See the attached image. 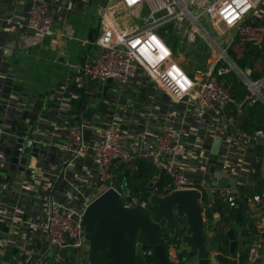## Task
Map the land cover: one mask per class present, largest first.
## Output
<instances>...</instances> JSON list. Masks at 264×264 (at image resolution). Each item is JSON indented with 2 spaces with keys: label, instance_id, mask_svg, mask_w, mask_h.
<instances>
[{
  "label": "built area",
  "instance_id": "1",
  "mask_svg": "<svg viewBox=\"0 0 264 264\" xmlns=\"http://www.w3.org/2000/svg\"><path fill=\"white\" fill-rule=\"evenodd\" d=\"M74 4L0 0V56L52 38L56 14ZM263 10L264 0H101L88 42L95 51L75 67L72 83L21 92L0 66V264H89L81 223L98 197L111 190L123 208L148 216L147 200L132 195L120 177L139 158L155 170L151 195L199 193L207 239L225 224L218 202L264 210V157L257 153L264 130L247 134L236 122L246 108H264L259 64H236L245 45L264 46V23L253 25ZM162 31L186 48L173 52ZM196 34L211 59L190 77L182 63L187 48L199 47ZM233 80L243 98L233 97ZM177 256L172 264H181ZM233 261L240 264L238 253ZM245 264H264V237L250 245Z\"/></svg>",
  "mask_w": 264,
  "mask_h": 264
},
{
  "label": "water",
  "instance_id": "2",
  "mask_svg": "<svg viewBox=\"0 0 264 264\" xmlns=\"http://www.w3.org/2000/svg\"><path fill=\"white\" fill-rule=\"evenodd\" d=\"M91 31L88 39H91ZM255 51H260L259 47L250 45ZM261 59H264V53H261ZM107 81V86H110ZM101 85L97 91L100 92ZM104 94V93H103ZM34 116L31 118L30 125L33 123ZM259 130V128H256ZM24 135V128L20 130V137ZM18 140V146L21 143ZM219 146V140L213 141L211 153L216 154ZM259 146L264 149V142H259ZM14 153L12 162L17 163ZM19 170L22 171L26 164V159L20 161ZM131 166L128 165L125 170V177L129 174ZM27 174H29L27 172ZM251 181L254 177L249 178ZM264 186V179L260 181ZM124 184L126 182L124 181ZM215 186L220 188L227 186L225 182H215ZM229 185L234 186L233 182ZM127 192V190H125ZM199 193L196 191L173 192L168 195L158 196L150 195L147 198L149 207L156 209L151 216H147L140 209L132 211L121 206L118 196L113 191H108L92 202L84 211L82 217V227L85 231V240L89 244L87 261L95 257L97 249L103 250L102 260H107L105 264H136V247H140L142 254L147 252L149 247L159 264H168L166 253L159 242L157 232L159 229H165L170 238L177 235V228L180 225L179 220H184L183 234L178 238L181 246L188 248L189 257H193L195 264H210V250L206 242V229L202 220L201 210L198 207ZM215 212V209H212ZM1 226V224H0ZM6 232L7 229L5 228ZM137 234L139 238L137 239ZM222 240L228 242V254L230 259L236 257L238 246L237 236L233 229H227L225 224L219 225L215 230V241L213 251L220 250ZM100 244V245H99ZM15 250L12 251V254ZM218 260L222 263V256L217 254Z\"/></svg>",
  "mask_w": 264,
  "mask_h": 264
},
{
  "label": "crops",
  "instance_id": "3",
  "mask_svg": "<svg viewBox=\"0 0 264 264\" xmlns=\"http://www.w3.org/2000/svg\"><path fill=\"white\" fill-rule=\"evenodd\" d=\"M91 1L96 4H98V1L101 3V0H75L76 4H74V7L69 12H58L56 15L59 24L55 28V34L52 38L43 41H32L29 43L26 50L12 53V55L8 53L5 57L0 56V66L8 68L7 72L9 75H12L13 82H16V85H14L16 90L21 92L28 91L27 93L34 92L36 94H42L44 90H48L59 84L63 85L67 82L68 84L72 83L71 79L74 75L75 67L85 57L95 51L93 47H90L88 42L92 39L96 21L95 25H92L91 22L87 27L86 25H81L78 21L74 22L78 30L77 32L71 27V21L73 19L84 20V14L80 13V10L90 4ZM91 31L93 32L91 34V39L89 40L88 35ZM77 33L79 34V37L75 36ZM16 57H20V59L17 60L15 64L14 58ZM22 57H24V62L21 61ZM35 61H38L39 68L34 66ZM23 87L25 88L22 89ZM262 154L264 157L263 148ZM249 212L252 218L255 216L264 218V210L253 213L252 210L249 209ZM256 233H258V239H262L264 237V225L256 226ZM209 239L214 243L215 236H212ZM211 247L212 246L209 244L210 263L213 264L214 259L212 260V255L214 257L216 252L213 251ZM185 249V246H182L179 250L172 249L169 246L168 250L171 252V260H174L176 255L184 253L185 255L183 254L182 259H180L181 264H195L194 258L188 256V249L187 251ZM139 252L141 251L139 250Z\"/></svg>",
  "mask_w": 264,
  "mask_h": 264
},
{
  "label": "trees",
  "instance_id": "4",
  "mask_svg": "<svg viewBox=\"0 0 264 264\" xmlns=\"http://www.w3.org/2000/svg\"><path fill=\"white\" fill-rule=\"evenodd\" d=\"M261 24L257 19L254 20L253 25ZM161 36L169 46L173 52L176 53V46L175 41L178 42L177 38L165 36V33L162 31ZM198 48L200 50L195 51V60L198 64L204 66L206 64V58L203 54L206 52V49L202 48V45L199 44ZM264 53V46L261 48L260 52L253 50L250 45H245L243 47V57L236 60V64L242 68L250 67L253 68L255 65H264V59H261V53ZM201 62V63H199ZM184 68V67H183ZM195 69L203 68V67H194ZM188 75L191 77L194 69H187L184 68ZM63 85L59 84L58 88H61ZM231 93L234 98H243L245 95V91L242 88V85L237 81L233 80L231 86ZM82 102V100H81ZM80 104L75 106L76 111H79ZM75 111V110H74ZM86 114H89V111H86ZM239 125L247 134H252L256 128L260 130H264V108L261 105L254 106L252 108H246L242 116L236 117ZM257 153L260 155L262 153V147L257 145ZM121 168L118 167L116 171H119ZM155 173L154 168L148 163L145 159H137L134 163V171H131L127 177H125V171L121 173V179L127 183V188L129 189L130 193L134 195L140 201H146L147 198L151 195V186L150 182ZM119 177V178H120ZM218 210L222 215V219L220 223H225L229 225L231 229L234 230L235 235L237 236V240L239 242L236 253L239 255L240 264H245L248 258V249L250 245L258 240V233H256V225L253 222V218L250 215L249 210L245 207V204L239 203L238 208L230 209L226 208L222 204L218 202L217 204ZM150 208V207H149ZM151 210V208H150ZM157 236L159 239L160 244L162 245L166 256L168 264H172L168 257V248L169 246H173L176 249H180L182 246L180 245V241L177 237L170 238L168 236V232L165 229H159L157 232ZM227 245L228 242L223 240L220 244L219 252L223 253L224 255L227 253ZM184 253H180L177 257L178 259H182ZM185 255V254H184ZM92 264H102L104 263L100 254H98L94 259L91 261ZM136 264H159L155 254L151 247L147 249L145 254L139 252L135 258ZM69 264V263H67ZM223 264H236L234 261L225 260Z\"/></svg>",
  "mask_w": 264,
  "mask_h": 264
},
{
  "label": "rangeland",
  "instance_id": "5",
  "mask_svg": "<svg viewBox=\"0 0 264 264\" xmlns=\"http://www.w3.org/2000/svg\"><path fill=\"white\" fill-rule=\"evenodd\" d=\"M100 5H101V3L98 1V4H96V3H94V2H90V4H88V5H86L85 7H83V8H81V10H80V13H83L84 14V16H83V18H84V20H86V21H84L83 19H73L71 22H72V26L71 27H73V30H75L76 32L78 31L77 30V28H76V25H75V23L74 22H79L81 25H86V27L88 26V25H90V23L92 22V25H95V21H96V24H97V19H98V8L100 7ZM256 17V19L260 22V23H264V10H263V12L262 13H260V12H258L257 13V15H254V18ZM253 18V17H252ZM203 26H206V25H204V23H203ZM70 27V28H71ZM69 28V29H70ZM75 36H78L79 37V34L77 33V34H75ZM83 39V38H82ZM194 40H195V42H196V45H198V44H205L203 41H202V39L200 38V36L198 35V34H196L195 36H194ZM201 41L203 42V43H201ZM176 43H175V46H176V52L177 51H180L181 49H182V51L186 48L185 47V44H182L181 42V40H179L178 42L177 41H175ZM202 48L203 49H206V48H204L203 46H202ZM201 48H197L196 50H194V51H192V52H190L189 51V49L187 48V50L185 51V56H184V60H183V63H182V67H184V68H187V69H194V67H203V68H205L206 67V65H208V64H205V62L204 63H202V64H204V66L203 65H201V64H198V62H196V60H195V51H197V50H200ZM203 56H205L204 58H206V63H208V61L211 59V54L208 52V50H206V52L203 54ZM232 57L235 59V55H233L232 54ZM20 59V57H16V58H14V63L16 64V61L17 60H19ZM21 61H23L24 62V57H22V59H21ZM199 63H201V62H199ZM34 66L35 67H37V68H39V63H38V61H35V63H34ZM257 68H259V69H257L259 72H261L262 74H264V65H259V66H257ZM199 69H202V68H199ZM22 72H24V71H22ZM25 87H23L22 89H24ZM27 88V87H26ZM112 93L113 92H111L110 94H109V96H111L112 95ZM262 176H263V178H264V164H263V173H262ZM122 191L124 192V193H126V191H125V189L122 187ZM246 195H248V194H246ZM156 212V209H152V211H149V214H150V216L149 217H151L154 213ZM208 220H209V223L211 222V216L210 215H208ZM253 222H254V224L256 225V226H258V225H264V218H259V217H254L253 218ZM207 243H208V245L210 244L212 247H213V243H212V240H208L207 239ZM211 247V248H212ZM174 247H172V249H173ZM186 248V247H185ZM174 249H176V248H174ZM187 249L188 248H186L185 250L187 251ZM139 250H140V247L139 246H137L136 247V253H138L139 252ZM82 252V255L85 257L86 256V251L85 250H82L81 251ZM170 251L168 250V256H169V259H170V261L172 262V260H171V257H170V255H171V252L169 253ZM212 260H213V255H212ZM213 264H216L215 263V260H213Z\"/></svg>",
  "mask_w": 264,
  "mask_h": 264
},
{
  "label": "flooded vegetation",
  "instance_id": "6",
  "mask_svg": "<svg viewBox=\"0 0 264 264\" xmlns=\"http://www.w3.org/2000/svg\"><path fill=\"white\" fill-rule=\"evenodd\" d=\"M257 52H260V51H257ZM263 53V52H262ZM151 208V207H150ZM150 208L148 209V215L150 216V214H149V211H152V209H154V208H151V210H150ZM179 223H180V225L178 226V228H177V235H176V237L177 238H179L182 234H183V232H184V228H183V224H184V220H179ZM206 231V230H205ZM206 234V233H205ZM139 238V234H137V239ZM214 239V238H213ZM222 242H223V240H222ZM221 242V243H222ZM220 243V244H221ZM86 245H87V247L89 248V244H88V242L86 243ZM100 245V244H99ZM227 251H228V245H227ZM104 251L103 250H100L99 248L97 249V251H96V253H95V257L98 255V254H100V256L102 255V253H103ZM217 254H220L221 256H222V263H220L219 262V260H218V257H217ZM136 255H137V253H136ZM190 259H193V258H190ZM213 259L215 260V262H216V264H223L224 263V261L225 260H228V261H233L232 259H230V256H229V254H228V252L224 255L223 253H221V252H219V251H217L216 252V255H214V257H213ZM103 262L104 263H102V264H105L106 262H107V260H103ZM211 264V263H210Z\"/></svg>",
  "mask_w": 264,
  "mask_h": 264
}]
</instances>
